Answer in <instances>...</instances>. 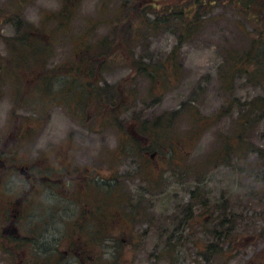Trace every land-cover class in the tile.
<instances>
[{
	"label": "rangeland",
	"instance_id": "obj_1",
	"mask_svg": "<svg viewBox=\"0 0 264 264\" xmlns=\"http://www.w3.org/2000/svg\"><path fill=\"white\" fill-rule=\"evenodd\" d=\"M129 1L68 0L72 15L66 20L59 16L65 0H0V264H32L41 257L29 245L17 252L2 228L13 220L8 202L28 187L17 169L42 160L45 149L59 143H71L75 163L97 171L83 194L94 195L102 212L128 218L116 219L99 264H264V37L238 7H207L201 27L179 50L172 29L145 33L129 46L144 64L165 63L175 54L180 74L166 71L167 84L137 75L124 60L103 73L95 70L100 87L128 92H122L121 104L129 107L119 115L97 99L89 102L78 87L68 88V76H52L47 98L39 89L48 75L67 72L75 50L111 37L113 29V50L128 52L121 46L123 23L114 21ZM28 31L51 54L33 56L29 47L33 58L19 56V64L11 65L12 49ZM109 114L116 117L113 123L102 119ZM144 121L168 126L165 135L180 145L171 150L152 141L151 152L161 151L144 163L135 154L150 143L136 134ZM87 204L51 202L37 192L25 208L16 207L22 232L31 236L36 222L51 225L57 206L77 211ZM55 221L60 228V219ZM53 230L47 239L63 232Z\"/></svg>",
	"mask_w": 264,
	"mask_h": 264
},
{
	"label": "trees",
	"instance_id": "obj_2",
	"mask_svg": "<svg viewBox=\"0 0 264 264\" xmlns=\"http://www.w3.org/2000/svg\"><path fill=\"white\" fill-rule=\"evenodd\" d=\"M218 2L223 4L231 3L238 7L237 9L241 15L245 16L249 23L254 26L256 33L260 34L259 39L264 37V35H262L264 34V0H131L123 4L120 13L121 15L119 16L120 18L114 21L116 24L123 23L122 25L124 28L122 29V35L126 41L123 45L121 44V46H123V49H128V52L124 53L123 50H113L115 46L114 39L117 32L116 29H113L111 32V37H114L113 39L111 37H106L103 40L98 41L95 44L96 46L86 45L85 47L75 50L74 55L72 56L74 62L72 65L65 67H70L71 69L67 72H55L53 75H48L50 78L47 77L42 85H39V89L44 92L43 96L47 98V95L53 91V77H62L61 75L68 76L71 79L69 82L71 85L68 88L78 87L80 89L79 91H82V93L79 92L80 94L88 96L93 95L95 99L99 100L101 106H111L115 108L114 113L119 115L118 107L122 104L124 105V102L121 104L123 99L121 95L123 93L128 95V92L126 93V90L124 89L110 87L109 85L100 87L97 84L98 82L95 84L88 83L86 77L89 75L91 76L92 73L95 74L97 70L98 73H103L106 68L119 64L117 61L124 60L127 64L131 62L130 64L137 75L142 74V76L150 78L151 82H154L156 85L167 84V81H170L171 79L166 71L174 70L175 75L179 76L180 74V67L176 62L178 57L173 54L166 58L167 60L165 63L144 64L143 59L138 60L135 58L137 55L131 53L132 49L129 46H132L134 42H138L140 38L145 37V33L158 32L162 29H172L173 31H177L179 45L176 49L179 50L181 48L180 46L195 35L201 27V24L203 23L201 22V13L204 12L207 7L214 6ZM71 4L72 2L68 3V0H65V6L59 15L60 18H66V20L70 18L72 15V10H70ZM73 5H77V3L75 2ZM153 14L155 15L154 20L150 18V15ZM40 39L41 37H38L36 33L29 31L26 32L24 36L16 41L17 45L15 46V49H12L14 50V54L10 60V64L18 65L19 56L21 59L25 58L26 61L33 58L32 55H29V57L27 56L26 49L29 47L31 48V51L35 52V55L33 56H39L41 53L51 54L49 45L43 47L40 43ZM249 53H251V51H249ZM246 57V63H251L250 59L252 58L250 54H247ZM242 60L243 58L241 57L238 64H242ZM254 60L258 61V58H254ZM80 68L87 69L86 73H81L79 70ZM261 101L263 102L264 100ZM45 102L47 101L45 100ZM167 129H169L168 126H164L160 121H144L142 122L139 131L155 144H158L162 140V148L174 150V145H180V143L176 144L171 140L169 141L167 133V136L165 135V130ZM163 138L165 139V142H163ZM170 139L174 138L170 137ZM103 212L108 213L109 211ZM103 217L101 221H107L106 219H103ZM107 226L108 225L101 223L100 234L105 233L104 228ZM212 249L213 246H211L209 250L211 251Z\"/></svg>",
	"mask_w": 264,
	"mask_h": 264
},
{
	"label": "flooded vegetation",
	"instance_id": "obj_3",
	"mask_svg": "<svg viewBox=\"0 0 264 264\" xmlns=\"http://www.w3.org/2000/svg\"><path fill=\"white\" fill-rule=\"evenodd\" d=\"M68 69L69 68H65L66 71H68ZM79 70L81 73H86L87 69L80 68ZM86 78L88 79V83H97V78L94 73ZM83 96L90 99L89 102L95 99L93 95H82V97ZM78 100L79 103L82 102V99L78 98ZM124 101L125 100H123V102ZM125 103L123 106L121 105L118 107V113L121 114L125 112L128 107ZM107 108L108 110L110 109L112 113L115 112V108L111 106ZM122 108H124V110ZM102 119L111 123L114 122L115 116L111 114L104 115ZM136 134L140 136V140L142 138L148 139V137L144 136L140 131L136 132ZM149 142V144H146L148 145L146 149L135 150L136 156L143 160L144 163L157 159L156 156L158 157L161 151L156 150L155 153L151 152L154 145L150 140ZM139 144L140 143L137 145ZM161 144L160 141L158 143L159 148H162ZM45 150L42 160L35 162L32 166L20 167L17 169L25 185L28 187L22 190L23 196L18 195L21 197L8 202L9 205H11L10 208L13 207V220L7 223V226H5L7 228L3 226L2 234H5V230L6 234L11 236L17 252L25 250L22 249V247L27 245L34 247L35 250L40 252L41 257L35 256L32 264H99V252L101 248L106 245L105 243L111 240V235L116 229V219L125 220L128 218L124 213L116 210H110L108 213L102 212L100 206L97 205V198H95L94 195L83 194V189H85V187L91 188L93 185L97 176V171L94 168H85L84 166L86 170H83L80 164L75 163L76 147L71 145V143L68 146L59 143L51 145ZM2 166L5 167L6 162H2ZM37 192L45 193L48 197V201L51 202H60L61 204H64V202H74L79 207L80 203L84 201H87L88 204L83 210L77 211H72L64 205L57 206L55 211L50 215L52 218L50 222L52 226L44 227L42 221L36 222L34 224L35 228H33L35 234L27 236L22 232V211L18 210L16 206L25 208L26 200H28L33 193ZM86 196L87 199L85 198ZM0 202L4 203L3 200H0ZM91 202L92 207L90 206ZM1 208L2 206H0V209ZM43 215H37V218ZM58 215H60V217H58ZM102 217L107 221L102 222ZM56 218L60 219L62 225L60 228L55 227V225L58 224V222L55 221ZM101 223L108 225L104 228V234H100ZM62 228L63 232L61 235L47 239V234L54 233L53 229L59 232ZM38 229L40 233H37V231H39ZM19 255H21V253ZM17 264H24V262L21 260Z\"/></svg>",
	"mask_w": 264,
	"mask_h": 264
}]
</instances>
